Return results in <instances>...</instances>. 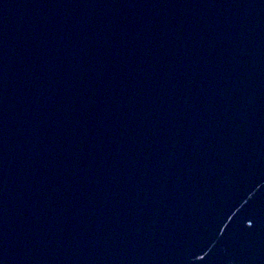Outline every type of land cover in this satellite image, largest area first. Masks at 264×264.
Here are the masks:
<instances>
[{"label":"water","instance_id":"95a60500","mask_svg":"<svg viewBox=\"0 0 264 264\" xmlns=\"http://www.w3.org/2000/svg\"><path fill=\"white\" fill-rule=\"evenodd\" d=\"M0 264H264V0H0Z\"/></svg>","mask_w":264,"mask_h":264}]
</instances>
